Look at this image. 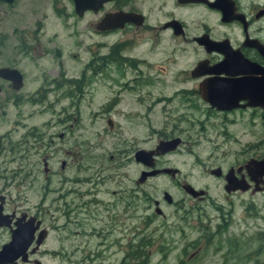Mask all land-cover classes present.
<instances>
[{
	"label": "flooded vegetation",
	"instance_id": "af4514ba",
	"mask_svg": "<svg viewBox=\"0 0 264 264\" xmlns=\"http://www.w3.org/2000/svg\"><path fill=\"white\" fill-rule=\"evenodd\" d=\"M13 1L0 0V3L11 6ZM114 13L119 18L114 20L115 25L108 26L106 17ZM83 14L99 15L96 19L89 18L87 26L100 39L85 46L83 57L72 55V61L79 66L69 73L59 71L62 66L59 61L54 69L46 71L54 73L52 76H46L45 72L35 68L33 75L37 74V77L31 80L38 79L39 82L29 90L24 69L14 63L0 65V68L15 70L18 75H0V122L5 126L0 127H4L0 131V168L5 170V166L14 163L11 171L24 170L26 177L23 179L26 181L29 174L27 138L30 136L33 139L30 145L36 150V162L40 163L42 174L45 177L55 174L50 155L39 151L53 152L54 135L44 137L41 133H28L26 106L51 105L67 100L74 121L79 119V106H83L87 107V120L91 127L101 123V129L94 133L95 143L88 140V145L80 148L74 140L71 148L62 150L65 159L60 160V170L65 168L68 158L75 165V154L80 155L76 159L78 165L85 163L81 153L87 156L97 154L91 157L94 162L80 165V168L91 170L83 178L87 184L83 190L74 186L77 181L74 177L68 180L70 187L67 190L78 197L69 213L76 215L77 209L86 211L91 210L93 204L99 205L108 212L110 230L122 226L123 197L118 195L121 190H111L115 200L109 205L99 199L106 192L102 185L111 176L109 167L101 164L105 152L101 146L104 136L115 140L107 158L115 163L117 169L137 166L136 178L131 180L133 189L145 185L149 179L161 177L167 178L192 200L209 199L207 189L195 188L186 174L181 173L182 164H171L170 156L191 153L190 133L204 135L207 130L205 123L212 117L219 118L221 132L218 134L227 133V124L235 121L234 117H228L230 114L248 111L251 118L256 110L260 111V117L264 116V0H108L96 12L85 10ZM39 20L35 21L36 24ZM41 31L35 26L32 30L20 28V33L14 36L17 38L14 53L19 62L33 57L32 54L43 56ZM12 36L11 33H0L4 42ZM56 50H53L54 54ZM49 91L55 93L51 102H47ZM60 112L67 115L65 108ZM67 117L70 118L69 115ZM62 135L58 133L57 137L62 138ZM43 138L47 141L43 142ZM172 141L175 142L169 143ZM165 142L169 144L163 145ZM262 157L264 154L248 156L226 167L209 163H199L198 166L203 174L221 180L225 193L249 191L254 194L264 191V175L261 179L256 178L261 180L256 184L244 165L249 159ZM152 171L155 173L151 174ZM141 176L144 177L140 179ZM226 176L242 182L247 188L226 192ZM115 177L118 183L123 179V173H115ZM22 183V179L14 180L5 175L0 178V251L10 250V257L1 258L0 264H44V257L50 258L59 250L57 233L60 227L54 214L57 208L52 207L50 211L48 206L40 204L34 206V211L28 210L27 195L20 190ZM187 185L200 194L188 193L184 188ZM40 191L41 201L45 194L52 192L44 185ZM130 192L133 194L132 190ZM137 192L140 193L141 189ZM160 195L155 199L144 194L152 202L153 215L166 217L162 211L163 204L175 210L185 204V197L173 199L166 190H161ZM82 196L86 199L82 200ZM130 199L134 202L133 197ZM149 207L148 202L147 209ZM195 207V203L188 205L189 209ZM214 207L219 214L220 225L225 223L221 207ZM64 209H58V212L63 213ZM184 209L180 218L190 221L193 216H188V210ZM200 217L196 212L195 221L203 226ZM205 217L209 223L211 219ZM150 220L151 216L146 215L144 222ZM165 224H168L166 220ZM220 225L217 223L211 228L212 238L218 230L225 228ZM29 229L32 230L30 238ZM200 229H205V226ZM50 236L51 244L47 242ZM200 240L199 235L192 241L199 243ZM196 242H192L190 247ZM238 247L237 242L228 244V253H222V264ZM200 250V244L195 246L182 262L194 261ZM260 250L261 247L257 251ZM250 256V251L244 254L243 264L251 261ZM238 258L232 260V264H238Z\"/></svg>",
	"mask_w": 264,
	"mask_h": 264
},
{
	"label": "rangeland",
	"instance_id": "374dc122",
	"mask_svg": "<svg viewBox=\"0 0 264 264\" xmlns=\"http://www.w3.org/2000/svg\"><path fill=\"white\" fill-rule=\"evenodd\" d=\"M98 16L83 14L81 17H77L72 10L71 0H14L11 6H4L0 3V33L13 34L6 42L0 38V65L14 63L24 69L27 73V89L29 90L39 82L38 79L34 82L31 80L32 77H37V74L33 75L35 68L37 71L45 72L46 76H52L54 73H46V71L54 69L59 61L62 64L59 71L67 74L79 66L72 61V55L83 57L85 46L100 39L87 26L89 18L96 19ZM37 19H40L37 23L38 26L35 22ZM34 26L39 31L42 30L39 36L42 34L43 56L37 57L32 54L33 57H27L19 62L18 56L14 53V43L17 41L14 36L20 33V28L32 30ZM52 49H57L55 53L57 59ZM54 94V92H48L47 102H51ZM61 108H65V112L70 118L64 112H60ZM26 110L28 133L37 132L43 134L44 137L52 133L54 135L53 152L39 151L50 155L51 167L55 170V174L47 177L42 174L41 165L36 162L38 157L35 154L36 150L33 145H30L33 139L28 136L29 161L27 166L29 174L27 173L26 181L23 179L26 177L24 170L11 171L14 163L5 166V170L0 168V178L5 175L14 180L22 179L20 190L22 194L27 195L28 210L34 211V206L40 204L43 207L48 206L50 211H52V207L57 208L54 214L57 215L60 227L57 233L59 250L51 254L50 258L44 257V264H116L127 251V246L133 244L140 236H143L146 242L147 264H222V253L227 254L228 244L234 242H237L239 247L236 252L232 253V256L229 255L225 264H232V260H235L237 256L239 257L238 264H243L244 254L249 251L251 252V261H247L246 264L264 263V235L260 234H264V191L254 194L249 191L225 193L221 186L222 181L211 177V175L203 174L198 166L199 163H209L226 167L235 160L240 162L241 159L248 156L255 157L264 154V116H259L260 111L255 110V114L251 115V118L248 116V111L228 115L229 118L234 117L235 121L227 124V133L217 134V132H221L220 121L218 117H212L205 123L207 130L204 135L190 133L188 143L191 153L182 152L170 156L171 164L177 166L182 164L181 173L186 174L187 180L195 188L205 187L207 189L209 199L203 201H195L184 196L183 192L167 178H152L145 185L133 189L131 180L136 178L137 166L128 165L117 169L115 163L107 158L115 140L104 136L101 146L105 152L102 155L101 164L109 167L108 172L111 176L102 185L106 192L102 193L99 199L107 201L109 205L115 200L112 198L114 196L111 194V190H121L118 195L123 197L121 204L124 207L122 226L119 228L118 225L110 230L108 212L99 205L94 206L93 204L90 207L91 210L86 211L77 209L76 215L69 213L72 211L74 203L78 202V197L67 190L70 187L68 180L74 177V180H77L74 186L77 190H83L87 186L83 182V178L88 176L91 170L80 168V165L94 162L92 158L97 154L93 153L87 156V154L81 153L82 162L85 163L80 165L76 163V159L80 155L75 154V165L68 158L65 168L59 169L60 160L65 159L62 150L71 148L74 140L75 144H80V148L87 146L88 140L95 143L97 139L94 133L101 129V123L91 127L87 120V107L83 106H79V119L74 121L67 100L37 107L27 105ZM1 126H4L3 122H0ZM58 133L63 134L62 138L57 137ZM42 141L47 140L43 138ZM94 152H100V150ZM163 160L161 159V161ZM120 172L123 173V179L116 183L115 173ZM43 185L52 192L45 194V198L41 201L40 189ZM140 189L141 192L136 193ZM131 190L133 194L130 192ZM161 190L168 191L176 200L185 197L183 207L188 210V216H193L192 219L186 221L180 218V215L183 214V207L175 210L174 207L164 204L162 211L166 217L153 215L152 202L144 197V194H148L150 198L158 199L161 196ZM11 192L12 194L15 192L13 186ZM58 192L62 194L58 195ZM131 197L134 202L130 201ZM80 198L86 199L85 196ZM148 202L150 207L147 209ZM193 203L196 207L189 209L188 205ZM214 205L220 206L224 212L223 218L226 221L221 225V220L218 219L219 214ZM85 206L88 207V203ZM231 207L232 210L229 209ZM61 208H65V212H58V209ZM227 210H229V215L226 213ZM196 212L201 215L200 219L205 229L201 230L200 227L203 226L195 221ZM146 215L151 216V220L147 223L144 222ZM205 216L211 219L209 223ZM74 222L78 224H73ZM217 223L225 228L220 232L218 230L217 235L212 238L210 231ZM199 235L201 237L199 243L192 241ZM47 242L53 243L51 236ZM192 242H196V244L190 247ZM199 244L201 250L196 259L191 262H182ZM259 247L261 250L258 252ZM54 254L56 256L52 258Z\"/></svg>",
	"mask_w": 264,
	"mask_h": 264
},
{
	"label": "water",
	"instance_id": "95a60500",
	"mask_svg": "<svg viewBox=\"0 0 264 264\" xmlns=\"http://www.w3.org/2000/svg\"><path fill=\"white\" fill-rule=\"evenodd\" d=\"M8 3L12 2V0H5ZM108 0H71L72 2V9L73 12L76 14V16H81L85 10H92L93 12H96L99 8H101L102 4ZM119 15L117 13L109 14L107 15L106 19L109 21L108 26L115 25L114 20H118ZM0 75L3 77H12L17 75V72L13 69L9 70L7 68H0ZM18 76V75H17ZM175 141L169 142L174 143ZM168 142L162 143L163 145L169 144ZM139 153V152H138ZM141 156V155H140ZM146 162V161H145ZM148 163V162H147ZM244 167L247 171L251 172L252 177L256 184L261 183V180H256V178L261 179V177L264 175V157L261 159H249ZM163 171H169V169H164ZM151 174H154L155 171L150 172ZM144 176H141L140 179H142ZM139 179V180H140ZM225 185L224 190L226 192H230L232 190H235L237 188L241 190H245L247 187L240 181H235L230 176L225 177ZM185 190L188 193H191L192 195L200 194V191L195 190L191 186L187 185L184 187ZM165 198H168L165 196ZM31 229H29V238L31 235ZM10 257V250L7 248L2 249L0 251V259H7ZM12 257V255H11Z\"/></svg>",
	"mask_w": 264,
	"mask_h": 264
},
{
	"label": "trees",
	"instance_id": "16d2710c",
	"mask_svg": "<svg viewBox=\"0 0 264 264\" xmlns=\"http://www.w3.org/2000/svg\"><path fill=\"white\" fill-rule=\"evenodd\" d=\"M146 242L143 236L138 237L134 241V245L127 246L122 261L119 264H147Z\"/></svg>",
	"mask_w": 264,
	"mask_h": 264
}]
</instances>
